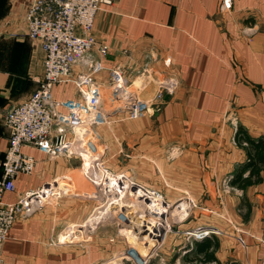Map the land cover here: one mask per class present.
Segmentation results:
<instances>
[{
  "label": "crops",
  "instance_id": "0c3cea01",
  "mask_svg": "<svg viewBox=\"0 0 264 264\" xmlns=\"http://www.w3.org/2000/svg\"><path fill=\"white\" fill-rule=\"evenodd\" d=\"M30 1L0 0V178L10 135L3 114L31 97L43 77V51L27 36ZM231 2L230 9H222V0H120L101 9L93 35L110 47L104 66L120 65L132 86L138 84L139 90L133 91L144 101L154 100L142 117L130 119L121 111L111 129L100 126L103 150L97 156L103 164L114 160L116 174L159 192L169 204L192 201L193 206L187 201L192 216L180 230L217 231L213 237L220 244L215 253L219 264H264V171L262 182L245 191L231 184L248 160L246 148L235 140L238 127L255 139L264 136V0ZM149 62L154 76L176 84L158 100L156 83L138 74ZM84 71L79 66L74 74ZM108 77L105 70L98 80L107 84ZM53 92L58 100L79 98L72 82L56 84ZM108 133L114 134V144H108ZM125 134L129 141H124ZM106 149H113L110 160ZM23 152L36 166L30 176L16 178L15 192L3 197L6 203L77 171L79 157L73 154L51 158L31 146ZM74 196L44 206L29 218L19 217L3 246L2 264L103 262L109 243L102 222L81 227L89 215L84 216L86 207ZM73 227L79 230L70 233ZM91 228L95 237L85 232ZM185 239L180 240L188 242ZM192 251L197 256L189 248L181 259L165 260L188 264Z\"/></svg>",
  "mask_w": 264,
  "mask_h": 264
},
{
  "label": "built area",
  "instance_id": "2783aa9c",
  "mask_svg": "<svg viewBox=\"0 0 264 264\" xmlns=\"http://www.w3.org/2000/svg\"><path fill=\"white\" fill-rule=\"evenodd\" d=\"M119 1L31 0L27 7V36L38 42L43 51V77L31 97L3 114V122L10 135L0 178V264L3 263V246L16 220L33 215L45 205L49 196L55 195L57 189L54 182L46 183L37 191L25 193L16 202L3 201L6 193L15 192V180L19 175L30 176L34 172L36 160L25 154L23 148L31 146L51 158L62 154L75 155L71 151L75 140L70 141L68 136L69 133H76L77 126L91 127L92 132L93 127L107 123L109 113L124 111L128 118L136 119L152 108L154 99L144 101L139 91H132V82L120 65L109 69L104 66L110 47L100 43L93 35L97 14L103 7H111ZM231 5V0H222V9H230ZM79 66L86 71L75 76ZM146 66L149 63L138 74L153 78L151 82L154 81L159 88L155 100L160 99L164 91L171 94L176 85L174 79L156 77L154 80V75L149 76ZM105 70H108V83L102 84L98 76ZM63 82H72L79 98L56 99L54 87ZM107 106H112V109L108 111ZM85 148L94 156L98 170H102L106 179L111 181V177L116 176L127 180L124 174L111 173L99 158L95 160L98 148L93 141L87 140ZM134 183L130 180L131 188L136 189ZM138 187L141 188L138 191H145L144 197L151 202L161 198L157 191ZM215 233L213 228H200L187 235L200 241Z\"/></svg>",
  "mask_w": 264,
  "mask_h": 264
},
{
  "label": "rangeland",
  "instance_id": "374dc122",
  "mask_svg": "<svg viewBox=\"0 0 264 264\" xmlns=\"http://www.w3.org/2000/svg\"><path fill=\"white\" fill-rule=\"evenodd\" d=\"M151 68H153V65L149 62V66L145 67V69L150 74L149 76H153L156 73V70L153 69V71H151ZM139 76L142 80L146 78V76H141V75ZM149 79H151L152 81L153 78L150 77ZM155 79H156V76H154V80ZM132 87L130 88L132 91L133 89L134 90L138 89V84H135ZM107 104H108V101H107ZM115 104H118V103L115 102ZM111 109H112V106H107L108 111H110ZM115 114L116 113H109V116L107 118V123L101 126L105 127L108 125L107 126L108 129H111V127L115 126V123H116ZM83 126L85 128H88L85 125ZM99 127L100 126H95L93 127L92 132L88 131L87 133L90 135L86 133L87 135H85V139H86L85 142H87V140L93 141V143L96 145L99 152L101 153L103 149L101 148V144L99 143L100 137H101L99 133ZM71 134L73 135L72 136L73 138H71L70 141L72 139L75 140L72 144V149H73L75 145L80 144L82 140V135L80 133L78 126L76 127V133H69V135ZM108 134H109L108 139H110L108 141V144L109 145L114 144L115 143L114 134H111V133H108ZM92 137L94 138L92 139ZM129 140H130V136L125 134L124 141L126 142ZM83 149H80V150L74 149L76 150L77 153H80V155L75 154V156L79 157V159H77V171H75L69 177L59 179L58 182L60 185H57L56 187L57 189L55 190V195L49 196V198L46 199V203L44 206L57 205L58 202L61 201L63 198H70V196H72L73 194L75 195L74 201H76L78 205L82 204L84 207H86L84 216L87 217L89 215L87 218V221L84 224H82L81 227L87 228L90 226L94 228V225L96 223L102 222L101 224L103 227L102 235L108 238L109 252H108L107 258L99 264H168L165 258L171 257L173 259V258L179 257L181 259V257L185 256V253H186L185 251L187 249L193 248L195 250V244H194L195 239L187 235V233H190L193 230L192 229L180 230V227H179V225L184 220H187V219L189 220L192 216L191 215L192 210L190 208H187L189 205L186 204L187 201H190V200L182 199L179 202L169 204V202L166 201V199L162 197V195L158 192L161 198L155 199L151 202V200L144 197L145 191H142V190L138 191V189H141L138 186L146 190H149V191H152V189L144 187L136 182H135L136 184L134 183L136 189L131 188L133 185L130 184V180L132 179H130L127 176L126 178L127 180H129L128 182H126L127 180L123 181L125 180V178L121 179L118 177L117 178L111 177V179L113 180L120 179V182H121L120 186H121V191H123L122 192L123 196L125 197L124 199L129 204H133L136 202L141 204L142 212H143L142 215L144 218L140 217L141 215L139 216L137 213H132L131 209L129 208H125V207L122 208V207L115 206L112 209V213H110L109 215H106L102 219H95V220L93 219L92 223H90L89 217L93 209L98 206L104 205V202L107 201L106 199H109V197L113 193L112 190L114 189L112 186H116L117 183L116 184H113L112 182L110 183V180L104 177L102 170H98V167L96 166V163L94 161V156H92L85 148ZM112 150L113 149L111 150L106 149V152H108L107 158L109 160L112 158L111 157L113 153ZM95 156L96 158L98 157L101 159V157L97 156V154ZM83 157H85L87 161H82ZM105 161H106L105 167H107L108 170H110L111 173H113L114 175H118L115 172L116 168H115V165L113 164L114 160H111L113 161L112 163L109 162L113 164L112 166L109 165V163L107 162V159ZM89 168H92V170H94L96 174L94 175L93 180L86 178L85 175L83 174V171H86ZM142 184L147 185L146 183H142ZM138 193L140 195L142 193V195L140 196ZM83 195H90V197L89 196L84 197ZM179 205L182 208H178ZM190 205L192 206L194 205L192 201H190ZM176 206L178 210H175ZM152 207L157 208L158 211L157 210L152 211ZM146 214H151L153 216L152 219H150V217L148 218ZM155 218L160 219V220H157ZM205 220H206V217H205ZM154 223H155L154 226H156V224L157 225L159 223L160 224L156 227H152V224ZM78 230H79L78 227L77 228L73 227L70 233H76ZM65 232H67V230ZM85 232L86 233L91 232L90 234L93 235V237H95V231L92 228L90 230L86 229ZM179 232L182 233L181 236L178 234ZM237 232L239 233V236H240V233L243 234L241 230H238ZM217 234L218 233L216 231L215 235ZM170 235H171V238H169ZM183 236L186 237L184 241H188V242H183V240H180L182 239ZM211 237H213V235H211ZM69 238H71V235L69 236ZM242 241H243L242 237H239L238 242L243 244ZM191 254L192 256H189L190 258H188V254H187L188 264H191L190 263L191 260L197 259V256L193 251L191 252ZM198 262L199 264H204V263H200V261ZM208 264H215V263H208Z\"/></svg>",
  "mask_w": 264,
  "mask_h": 264
},
{
  "label": "trees",
  "instance_id": "16d2710c",
  "mask_svg": "<svg viewBox=\"0 0 264 264\" xmlns=\"http://www.w3.org/2000/svg\"><path fill=\"white\" fill-rule=\"evenodd\" d=\"M235 140L238 145L246 148L247 162L242 165L234 175L231 184L245 191L250 186L260 184L263 180L262 173L264 171V136L253 138L242 127L239 126L236 132ZM248 172L247 176H244ZM220 244L215 237L205 238L195 243V251L197 259L192 261H200V263L208 264L215 262L219 264L215 256Z\"/></svg>",
  "mask_w": 264,
  "mask_h": 264
},
{
  "label": "bare ground",
  "instance_id": "6f19581e",
  "mask_svg": "<svg viewBox=\"0 0 264 264\" xmlns=\"http://www.w3.org/2000/svg\"><path fill=\"white\" fill-rule=\"evenodd\" d=\"M137 82V81H136ZM142 85V84H141ZM140 85V86H141ZM133 88V87H132ZM134 90V89H133ZM139 90V89H138ZM79 127V130H80V133H81V135H82V140H81V142H80V144L79 145H75L74 147H73V149H78V150H80V149H83V148H85V135H87L88 133V131H90V128L88 127V128H85L83 125H80V126H78ZM87 133V134H86ZM88 135H90V134H88ZM88 138V137H87ZM78 147H80V148H78ZM86 149V148H85ZM84 150V149H83ZM82 172V171H81ZM83 174L85 175V177L86 178H88V179H90V180H93V178H94V175H96L95 174V172H94V170H92V168H89L88 170H86V171H83ZM114 177H116V176H114ZM117 178V177H116ZM119 180V181H118ZM113 183V184H116V186H112L113 187V189L114 190H112L113 191V193H112V195L109 197V199H106L107 201L106 202H104V205L103 206H98V207H96V208H94L93 209V211H92V213H91V215H90V217H89V222L90 223H92V220L94 219H102V218H104L106 215H109L110 213H112V209L115 207V206H118V207H122V208H129V209H131V212L132 213H137L140 217H142V218H144L143 217V212H142V207H141V204H139L138 202H136V203H133V204H129L128 202H126V200L124 199L125 197L123 196V191H121V186H120V184H121V182H120V179H111V181H110V183ZM54 185L56 186V185H60L59 184V182H58V180H56V181H54ZM118 185V186H117ZM67 188V187H66ZM143 193V192H142ZM142 193H141V195H142ZM139 194V193H138ZM140 195V194H139ZM140 195V196H141ZM139 201V200H138ZM173 206V205H172ZM180 206V205H179ZM178 206V208H182L181 206L179 207ZM171 207V206H170ZM175 208V207H174ZM178 208H177V206H176V208H175V210H178ZM164 209V208H163ZM155 210H157L158 211V209L157 208H153L152 207V211H155ZM162 213V212H161ZM166 213V212H165ZM146 216L149 218L150 217V219H152V215L151 214H146ZM155 219H157V218H155ZM157 220H160V219H157ZM160 224V223H159ZM158 224V225H159ZM155 225V223L154 224H152V227H156V226H158L157 224H156V226H154Z\"/></svg>",
  "mask_w": 264,
  "mask_h": 264
}]
</instances>
